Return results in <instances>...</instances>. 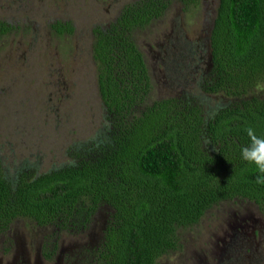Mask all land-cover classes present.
Returning <instances> with one entry per match:
<instances>
[{
    "label": "trees",
    "instance_id": "trees-1",
    "mask_svg": "<svg viewBox=\"0 0 264 264\" xmlns=\"http://www.w3.org/2000/svg\"><path fill=\"white\" fill-rule=\"evenodd\" d=\"M167 1H127L92 27L105 132L75 150V160L38 173L22 168L8 177L0 163V230L15 216L80 228L105 203L96 262L155 264L179 243L177 226L197 221L213 202L239 196L264 208V184L240 153L248 127L264 136V98L251 91L264 75V0L216 1L201 85L232 99L206 114L186 93L146 101L150 76L132 31ZM55 26L72 28L68 20Z\"/></svg>",
    "mask_w": 264,
    "mask_h": 264
},
{
    "label": "rangeland",
    "instance_id": "rangeland-1",
    "mask_svg": "<svg viewBox=\"0 0 264 264\" xmlns=\"http://www.w3.org/2000/svg\"><path fill=\"white\" fill-rule=\"evenodd\" d=\"M130 0H0V163L6 176L75 160L108 122L91 54L92 27ZM217 0H168L132 33L150 76L146 101L186 93L204 113L231 96L203 88L209 71L207 32ZM70 21L58 30L57 21ZM264 98V75L252 88ZM110 207L100 203L80 228L15 216L0 230V264H98ZM179 243L155 264H264V208L233 196L177 226Z\"/></svg>",
    "mask_w": 264,
    "mask_h": 264
},
{
    "label": "clouds",
    "instance_id": "clouds-1",
    "mask_svg": "<svg viewBox=\"0 0 264 264\" xmlns=\"http://www.w3.org/2000/svg\"><path fill=\"white\" fill-rule=\"evenodd\" d=\"M246 132L250 143L241 147V158L255 165L259 173L256 183L264 184V136H258L252 127H248Z\"/></svg>",
    "mask_w": 264,
    "mask_h": 264
}]
</instances>
